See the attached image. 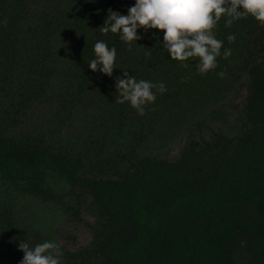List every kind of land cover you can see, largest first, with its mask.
Wrapping results in <instances>:
<instances>
[{"label": "trees", "instance_id": "16d2710c", "mask_svg": "<svg viewBox=\"0 0 264 264\" xmlns=\"http://www.w3.org/2000/svg\"><path fill=\"white\" fill-rule=\"evenodd\" d=\"M132 6L0 0V264H21V241L55 242L44 208L94 218L90 244L64 250L62 264H264V26L222 17L218 67L201 76L197 61L171 60L159 30L140 29L131 51L98 30L109 9ZM98 40L117 50L111 78L88 65ZM123 71L166 86L143 116L115 103ZM233 71L247 77L238 133L157 157L158 129ZM81 111L85 138L71 127Z\"/></svg>", "mask_w": 264, "mask_h": 264}, {"label": "clouds", "instance_id": "9594fccd", "mask_svg": "<svg viewBox=\"0 0 264 264\" xmlns=\"http://www.w3.org/2000/svg\"><path fill=\"white\" fill-rule=\"evenodd\" d=\"M249 16L264 26V0H134L127 15L109 9L104 25L98 30L119 35L129 51L142 38L138 35L140 29L159 30L163 32L162 46L171 60L183 68L189 67V61H197V74L203 76L218 67L217 58L224 45L216 38L215 29L221 18L226 19L225 27H231L235 21ZM227 39L233 43L236 37L229 35ZM94 54L95 58L88 63L92 72L111 78L116 69V48H109L103 40H98ZM230 56L231 49L223 52L225 59ZM219 75L224 77L225 73ZM115 88V103L127 102L140 116L156 101L153 89L161 94L167 90L163 83L138 81L128 71L116 79ZM19 250L24 253L21 264H60L62 252L57 242L45 241L30 247L28 242L21 241Z\"/></svg>", "mask_w": 264, "mask_h": 264}, {"label": "rangeland", "instance_id": "374dc122", "mask_svg": "<svg viewBox=\"0 0 264 264\" xmlns=\"http://www.w3.org/2000/svg\"><path fill=\"white\" fill-rule=\"evenodd\" d=\"M236 65L239 67L238 62ZM246 84L245 75L234 71L226 74L220 88L209 90L201 101L189 104L158 129L157 138L151 146L152 152L157 157L175 161L183 149L198 141L199 135L205 140H210L217 132L227 136L236 135L241 126V109L247 95ZM40 116L37 111L33 114L36 119ZM85 120L81 111L71 126L78 127L77 131L83 138L87 135L86 127L83 126ZM42 213L48 216L46 224L53 229L55 242L60 244V264L64 250L76 251L90 244L92 234L85 223H92L94 218L88 211L82 210L78 215L63 211L49 214V210L44 208L40 216Z\"/></svg>", "mask_w": 264, "mask_h": 264}]
</instances>
